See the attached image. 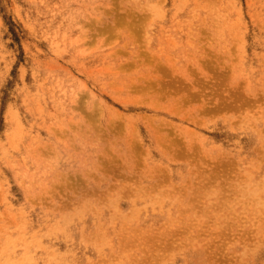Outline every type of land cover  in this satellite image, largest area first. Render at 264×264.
<instances>
[{
  "label": "rangeland",
  "instance_id": "374dc122",
  "mask_svg": "<svg viewBox=\"0 0 264 264\" xmlns=\"http://www.w3.org/2000/svg\"><path fill=\"white\" fill-rule=\"evenodd\" d=\"M0 264H264V0H0Z\"/></svg>",
  "mask_w": 264,
  "mask_h": 264
}]
</instances>
